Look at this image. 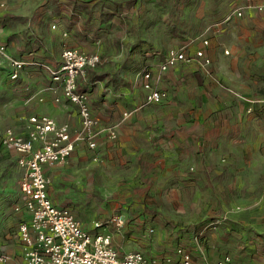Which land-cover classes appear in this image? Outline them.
<instances>
[{
  "label": "rangeland",
  "instance_id": "374dc122",
  "mask_svg": "<svg viewBox=\"0 0 264 264\" xmlns=\"http://www.w3.org/2000/svg\"><path fill=\"white\" fill-rule=\"evenodd\" d=\"M79 4L89 12L85 24L83 19L73 23L64 13L78 11L73 7ZM236 7H244L242 15H233ZM234 36L246 42L232 50L228 43ZM202 39H207L208 64L198 59L156 74L174 93L173 107H251L244 121L249 140L233 152L236 156L224 159L218 172L190 175L195 180L171 175L154 152H130L136 135L126 126L113 141L104 135V152L97 160L86 145H78L50 177L49 194L89 232H109L120 255L139 250L160 264H181L175 249L182 247L196 264L223 254L241 264H264V13L246 6V0H0V41L7 47L0 53V133L6 127L23 133L19 116L39 111L31 105L41 101L43 88L48 90L34 65L26 64L21 78L11 79V57L56 63L66 46L96 52L99 62L79 77L80 87L109 86L107 104L132 111L170 105L144 101L140 72L152 58L143 47L179 48ZM131 98L134 105L128 103ZM133 113H119L107 125L119 129ZM16 158L14 150L0 143V244L11 250L0 264H21V217L13 210L20 176ZM230 168L234 172L229 176L225 172ZM191 180L195 184H184ZM122 206L130 212L123 227L92 229V219L104 220Z\"/></svg>",
  "mask_w": 264,
  "mask_h": 264
},
{
  "label": "built area",
  "instance_id": "2783aa9c",
  "mask_svg": "<svg viewBox=\"0 0 264 264\" xmlns=\"http://www.w3.org/2000/svg\"><path fill=\"white\" fill-rule=\"evenodd\" d=\"M250 5L264 13V1L246 0V6ZM243 9L244 7L234 8L233 15H242ZM63 34L65 35L66 31H63ZM202 43L206 45L207 39H203ZM5 47V43L0 41V53H5ZM224 53H228V50L224 49ZM150 54H159V71L198 59L203 65L210 62L203 48L192 50L188 44L179 48L172 47L164 52L153 51ZM98 62L99 55L96 52L70 46L62 48L60 60L56 65L35 59H9L11 79H17L26 64L38 67L52 82L48 89L55 93L54 101L60 103L63 99L72 104L79 117V126L72 129L68 121L58 122L50 115L32 113L23 117L24 133L18 134L11 127H6L0 133V143L17 153L16 162L20 169L17 180L18 194L13 210L21 214L18 238L24 264H160L155 258H146L139 250L120 255L109 232H89L68 207L55 204L48 194L49 178L45 173V166L63 165L79 143H84L93 152L92 159L97 160L99 135L105 133L110 139L117 135L114 127L102 124L92 114L89 92L79 84V77L85 70L94 68ZM140 76L145 92L144 101L160 102L166 92L157 87L158 77L153 76L152 66H144ZM128 113L123 111V115ZM128 215L129 209L122 206L104 220L92 219L91 227L119 229L128 222ZM175 252L181 264H196L187 249L177 247ZM8 258L7 252L0 251V263L6 262ZM165 260L169 262L170 258L166 257ZM204 264L241 262L230 254H223Z\"/></svg>",
  "mask_w": 264,
  "mask_h": 264
},
{
  "label": "crops",
  "instance_id": "0c3cea01",
  "mask_svg": "<svg viewBox=\"0 0 264 264\" xmlns=\"http://www.w3.org/2000/svg\"><path fill=\"white\" fill-rule=\"evenodd\" d=\"M261 1L264 0H256L254 2ZM245 20V18L242 19L240 23L245 22ZM234 21L235 19L232 22ZM254 27H256L255 30L258 29L257 25H254ZM240 28H243L245 30L243 26H240ZM232 29L235 28L233 27ZM232 32L234 31L232 30ZM202 40L196 45L190 42L186 44H188L192 50L199 47L203 48L204 53L207 55L208 44L204 45L202 43ZM244 42L246 41L242 39L241 36H234L232 37L228 45L232 50H234L244 44ZM212 45H210V47ZM169 48L172 47L159 49L157 47L148 45L143 47V51L146 50V52H144L145 55H150V53L153 51L164 52ZM150 56L152 60L148 61L149 65L152 66L153 76H157L156 72L159 71L157 67V62L160 59L159 54H153ZM59 60L60 56L56 63L54 62L50 64L56 65ZM196 61L182 64H193ZM175 66H171L166 70L160 72L164 73L169 69L174 68ZM39 70L42 73L44 79V86L47 85L48 87V85L52 84V82L50 81L46 73H44L41 69ZM19 78H21V74L17 79ZM168 79L170 80V82L173 80V78H171L170 76H168ZM232 86L231 89H234L236 91L237 96L245 101V97H243V95H239V92L235 89L236 87L234 86V88ZM157 87L160 90L165 91L166 96L160 102H150L148 104H159L166 101V103L170 105H168L167 107H134V109L132 110L134 113L129 118V120L122 122L119 129L115 128L117 135H121L124 132V127H131V132L136 135V137H134V140H132L134 149H131L130 152L137 153L138 155L143 153L145 150L147 151V153L154 152L155 155H159V160L163 161L166 168L169 169V174H179L180 177H191V179L195 180V175L197 173H199V175L201 174L200 170L208 171L213 169L218 172L217 168H219L221 162H223L224 159L229 161L231 158L235 157L236 155L233 152H236L237 149L244 147V142L246 140H249V131H247L245 127L247 123H244V121L248 117V113L251 112V107H173L172 104H175V102L171 99V96H173L174 93H171L168 90L167 80L165 79L163 81H159L157 79ZM88 92L90 96V108L92 114L102 124L107 125V123L109 124L111 122H116L119 117V113H121L122 115L123 111H127L123 109V107H112V105L107 104L105 96L110 92L109 86H104L101 89V87L98 85H92L89 87ZM58 93H60V91H58ZM54 94L55 93H53L50 89L45 90L43 88L42 92L39 93V96H41V101L34 102V104L31 105V107H39V111L33 113H44L50 115L58 122L68 121L72 129H76L79 126V117L77 115L75 107L72 104L67 103L63 99L60 103L55 102ZM101 98L102 100H100ZM128 103L130 105H134L135 100L131 98ZM246 105L247 104H245V106ZM132 111H128V114L130 115ZM68 114H70V116ZM19 118H23V116H19ZM230 118H235L234 122H236L237 124L231 125L232 120L230 121ZM160 125L162 126L159 127ZM163 129H166L167 133L162 132ZM104 135L107 136L105 133H102L98 137V146L96 150L98 155H101V153L104 152V150L101 151V146L102 149L104 146ZM108 139L110 141H113L109 137ZM80 144L84 143H79L78 145ZM77 146L75 147V149L77 148ZM92 153L93 152L91 151V158ZM65 163L60 166H45L44 170L48 178L50 179V177L54 173L59 171L65 165ZM191 168L194 170L189 171L191 170ZM233 172V169L230 168L226 169L225 174L229 175ZM190 175H194V177ZM194 180L185 181L184 184L193 185L195 184ZM57 205L65 206L61 204ZM127 208L129 209V207ZM15 213L19 214V216L21 217L20 213ZM18 242L21 264H24L21 252V243L19 240ZM2 250L7 252L10 258L11 250L9 248V245L6 243L0 244V251Z\"/></svg>",
  "mask_w": 264,
  "mask_h": 264
},
{
  "label": "trees",
  "instance_id": "16d2710c",
  "mask_svg": "<svg viewBox=\"0 0 264 264\" xmlns=\"http://www.w3.org/2000/svg\"><path fill=\"white\" fill-rule=\"evenodd\" d=\"M73 9H77L78 11H65V16H68L70 19L72 18L74 20L73 23L80 22L82 19L84 24L88 22L89 12L84 4L75 5Z\"/></svg>",
  "mask_w": 264,
  "mask_h": 264
}]
</instances>
